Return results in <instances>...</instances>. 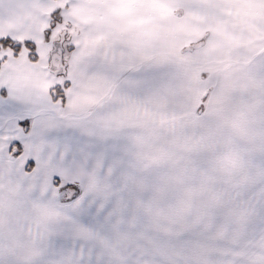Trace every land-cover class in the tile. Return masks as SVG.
<instances>
[{"label":"snow or ice","instance_id":"6c2138e0","mask_svg":"<svg viewBox=\"0 0 264 264\" xmlns=\"http://www.w3.org/2000/svg\"><path fill=\"white\" fill-rule=\"evenodd\" d=\"M0 264H264V0H0Z\"/></svg>","mask_w":264,"mask_h":264}]
</instances>
